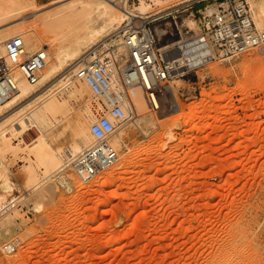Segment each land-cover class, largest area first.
<instances>
[{
    "label": "rangeland",
    "instance_id": "obj_1",
    "mask_svg": "<svg viewBox=\"0 0 264 264\" xmlns=\"http://www.w3.org/2000/svg\"><path fill=\"white\" fill-rule=\"evenodd\" d=\"M77 1L0 2L5 11L0 46L9 34L21 35L26 49L47 45L49 65H55V45L66 41L75 24L73 16L51 24L45 18ZM222 1L126 0L137 14L144 6V16L162 11L152 27L159 47L169 46L163 51L170 60L198 40L203 16ZM247 1L264 29L258 22L264 0ZM97 42L83 47L82 58L104 56L122 45L114 30ZM76 61L84 62L66 60L44 95L67 103L45 135L37 130L47 145L32 148L36 133L28 130L22 139H11L5 160L0 158V198L7 204L0 210V264H264V47L229 58L216 54L199 65L183 60L157 90L158 107L146 89L131 88L128 100L139 114L120 124L112 139L121 140L116 147L121 162L92 183H82L67 165L71 182L63 187L53 178L58 168L46 167L47 158L57 156L65 165L70 161L65 150L76 143L81 125L107 112L103 101L74 79L69 68ZM80 84L87 88L84 93ZM36 98L20 101L9 114L25 111L33 101L36 106L41 99ZM7 133L0 137L12 138ZM85 140L93 143L90 129ZM6 243H15L16 251H3Z\"/></svg>",
    "mask_w": 264,
    "mask_h": 264
},
{
    "label": "built area",
    "instance_id": "obj_2",
    "mask_svg": "<svg viewBox=\"0 0 264 264\" xmlns=\"http://www.w3.org/2000/svg\"><path fill=\"white\" fill-rule=\"evenodd\" d=\"M117 36L125 49L124 55L102 56L96 52L80 64L74 74L75 80L83 81L103 101L107 112L98 113L91 124L93 143L53 174L63 187L71 182L66 174L70 165L82 183H89L116 164L119 151L112 139L117 127L129 119L125 102L127 92L134 86H141L158 107L154 103L157 90L182 64L167 59V53L159 47L152 20L136 25L128 21ZM5 44L6 57L0 59V102L18 92L16 72L30 83L38 84L50 57L47 45L33 53L27 51L20 35L8 39ZM193 47L212 48L215 54L209 57L216 54L222 58L235 57L264 47V29L258 26L247 0H223L203 16V33ZM2 249L13 253L17 245L6 243Z\"/></svg>",
    "mask_w": 264,
    "mask_h": 264
},
{
    "label": "bare ground",
    "instance_id": "obj_3",
    "mask_svg": "<svg viewBox=\"0 0 264 264\" xmlns=\"http://www.w3.org/2000/svg\"><path fill=\"white\" fill-rule=\"evenodd\" d=\"M3 1H5V0H0V2H3ZM128 7L129 6H128V3L126 2V0H123L122 5H118V3H116L115 0H78L77 2H74L73 4H71L67 9H65V10L62 9L60 12H57L56 14H54L52 16H48L45 18L50 22L49 24H51V23L61 22L64 20L67 21L69 17L71 18L73 16L72 21L75 24L74 30H72L70 34H67L68 37L63 35L64 39L66 37V41L69 42L68 46L64 45V42H66V41H64L63 38H62L63 39L62 41H64L63 43H59V44L55 45V65L51 66V65H49V62L47 63V66L43 70L44 72H42L43 78L40 79V82L38 84H36V85L32 84L27 79H25L22 76V74H20L19 72L16 73L17 74L16 79L18 80V88H19L18 92H16L9 100H7L5 102H0V117H2L3 115L5 116V113H8V115H10L7 118H5L4 120L0 121V136L4 135L7 131H8L7 135H9V133L12 134L11 135L12 138H7L5 136L7 139H4L5 137L4 138L0 137L1 139L5 140L4 141L5 143L0 140V145H2V146L4 145V147H3L4 151L2 149H0V158L2 157V159L5 160L4 154L5 153L7 154V151H9V149H10L11 139L23 136L28 130L29 131L33 130L34 133H36V137H34V140H33L32 148L39 145V146H41L40 148H42V150H43V145H47L45 143L46 140L44 141L41 138V136H39V133L37 132V130L40 133H43L45 135L46 131L49 128L53 127L57 121H59L58 115H63L64 110L67 108V103L65 102V100L63 101V100L56 99L55 95L54 96L51 95L50 97H45L44 95H46L48 92L51 91V89L53 87V83H55L54 82L55 80H53V79H54V77H56V75L58 73H60L64 69V65H65L66 60H68V59H75L76 60V59L81 58L83 61H85L87 59V57H85V55H84L85 58L83 57L84 58L83 59L82 55H81L83 47L91 46L92 44L96 45L95 43L98 40L103 39L104 37L110 35L113 32V30H114L115 36L118 35L122 29L120 27V25L125 20L130 21V24L136 25L137 21H143L144 22L147 20L158 19L160 13H162V11H161V12H157L153 15L144 16V15H146L145 13L148 11L147 7L144 6L142 8V10H141L142 14H137L136 12L130 10ZM79 8H80V11H77ZM4 12H5L4 9L2 7H0V17L3 15L2 13H4ZM37 14H38V12H34L31 14H28L27 16L23 17L22 19L25 20V19H28L30 17L36 16ZM70 18H69V20H70ZM258 22L261 25L264 24V17L259 16ZM15 36H18V34H12V35L9 34L6 37V40H8L12 37H15ZM55 36H59V35L57 34ZM40 37L41 36H39V38ZM31 38L33 41L38 39L36 36L31 37ZM195 41H197V40H195ZM195 41L194 42H187L184 46H182L185 49L184 54L174 56V58H172L171 60L172 61L174 60L175 62H182L183 60L184 61L188 60V61H190V63H192V64L194 63V65H199L205 61H208L209 55L213 54V49L210 47L204 48V49H202V47H199V48L193 47L192 48V45H194ZM102 42H104V41H102ZM97 44H98V42H97ZM121 46L117 47V45H116V49L112 50L111 54L112 55L113 54H116V55L122 54L124 52V50H123L124 48L122 49ZM41 47H42V45H40L38 42V43L32 44V46H27V50L29 52H35V51L39 50ZM168 47L169 46L167 45V46L162 47L161 49L165 50ZM108 49H110V48H108ZM198 49H200V51L198 54H196L195 52H197ZM86 51H87V49H86ZM88 54H91V53L88 52ZM5 56H6V44L0 46V59L4 58ZM79 62H77V63L74 62L75 63L74 65L70 64V66H73V67H71L69 69H72L73 72H76V70L80 66ZM60 82H61V80H60ZM81 82H83V81H81ZM64 87H65V85H64ZM79 89L83 93L85 92V90H87V88L84 85L82 86L81 84L79 86ZM59 92H60V90H59ZM49 94H47V95H49ZM57 94L59 95V93H57ZM42 96H44L45 98L42 99L41 98ZM32 97H37L36 98L37 100H39L40 98L41 99H40V102L36 106H33L35 104V102L33 101L34 104L33 105L30 104L33 107L29 106L28 109L25 110L28 112H25L24 110H20V111L17 110L18 112H15V113L11 112L12 114H9L10 111H12L13 109H16L14 107H18L16 105H18V103L20 101L22 102V100H24L26 98L32 99ZM128 98H129V96L127 95L125 97V102L127 105L126 108L128 109L129 116L135 117L139 114V110H138L136 104L130 102V100H128ZM154 103L157 106V99L155 96H154ZM24 105H26V104H24ZM24 108H26V107L24 106ZM21 117H22V119H21ZM92 122H93V119L89 116V118H87L85 120V122L81 125V127L79 128L78 133H77L76 143L72 147H70L68 150H65V154H64L65 157L72 160L84 148L89 146L85 140V136L89 135V129L91 127ZM128 122H130V121H128ZM134 124H136V123H134ZM139 126H141V125H139ZM21 139H22V137H21ZM26 139L21 140V142L25 141ZM121 139H122V137H121ZM18 142H19V140H18ZM18 142H17V144L21 145V142H19V143ZM25 144H28V143H25ZM113 144L115 147L119 148L121 146V140L119 138L118 139L116 138L113 141ZM28 145H26V146H28ZM23 147H25V146H23ZM1 150H2V152H1ZM40 151H41V149H40ZM70 157H72V158H70ZM41 158H42V156H41ZM58 158H61V157H58ZM56 159H57V156H55L54 158L51 156V157H49V159L47 158L48 164L45 163L46 161L43 163H44V165L46 164V167L48 165V167H53L54 169L57 170V168H59L61 166V164H63V163L60 159H57V160H59L57 162ZM63 159L65 161V158H63ZM119 159H121V157L118 158L117 164H119L121 162V161L119 162ZM33 164H35V163H33ZM7 167H9V166H7ZM37 167H38V165H37ZM48 172H49V170H48ZM33 175H35V174L33 173ZM40 176H41V173H40L39 177ZM32 179H33V182H36L37 176L32 177ZM109 179H110V176L106 177L104 179V181L107 182ZM35 184H37V183H35ZM6 205L7 204L4 203V201L1 200V198H0V210L1 211L5 210L7 208Z\"/></svg>",
    "mask_w": 264,
    "mask_h": 264
}]
</instances>
